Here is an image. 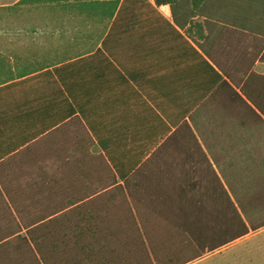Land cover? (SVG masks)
Masks as SVG:
<instances>
[{
	"label": "crops",
	"instance_id": "0c3cea01",
	"mask_svg": "<svg viewBox=\"0 0 264 264\" xmlns=\"http://www.w3.org/2000/svg\"><path fill=\"white\" fill-rule=\"evenodd\" d=\"M63 58L79 64L57 73ZM227 141L264 153V0H0V235L11 234L9 251L34 200L45 219L77 217L51 210L98 197L103 216L150 219L154 234L174 232L159 223L172 218L183 219L186 238L196 218L212 234L217 207L207 203L217 194L206 190L223 181L211 155L227 153ZM250 239L248 262L264 264V225L184 264Z\"/></svg>",
	"mask_w": 264,
	"mask_h": 264
},
{
	"label": "trees",
	"instance_id": "16d2710c",
	"mask_svg": "<svg viewBox=\"0 0 264 264\" xmlns=\"http://www.w3.org/2000/svg\"><path fill=\"white\" fill-rule=\"evenodd\" d=\"M154 1L157 4L172 2V0ZM60 61L63 62L59 67H56L57 73L60 68L69 69L70 66L79 64V61H71L69 58H63ZM30 92H32L31 99L27 102L36 103L38 91ZM29 108L33 109L27 111L28 115L37 114V105L29 104L26 109ZM212 188L215 189L217 196L221 195V201L225 200L229 205L232 215L236 216V220L240 224V229L233 230L232 228L231 238L220 242L221 244L245 234L249 229L253 230L264 225V221L251 223L250 215L254 212V206L250 204V201L243 202L236 199L235 202L231 196L232 192L227 191L223 184L219 185L218 189L217 186ZM260 200L264 209V192L263 198H258L255 202ZM121 206L131 210L130 202H124ZM66 208L74 212L77 217L60 216L45 219V217L39 216L38 201H27L26 217H20L15 223L16 233L12 240L17 243L16 249L9 251L6 248L7 240L2 241L11 234L0 235V241H2L0 243V264H150V254H152L155 264H159L174 256L173 249L179 251L188 247L190 250L195 248L196 250L193 251L198 255L205 245L212 243L211 240L214 239L215 234L227 231L222 228V221L218 219L217 213L212 218L216 220L217 227L208 236H205L201 231L200 220L202 219L196 218L191 219L190 225L187 227L189 231L187 238L181 227L176 228L172 233L155 237L154 233L150 232L146 226L150 223V219L132 216L126 218L103 216V203L98 197L87 202L63 203L61 208H54L51 211L54 213ZM220 209L221 205L217 206L216 210L220 211ZM109 223L111 225L107 227ZM206 226L209 227L207 223ZM23 228H25L24 234L17 233ZM218 228L221 229L218 230ZM185 238L187 239L186 244L184 243ZM207 241L211 242L207 244ZM200 245L204 247L200 248ZM11 252L12 256L9 255ZM186 261L187 259L184 262Z\"/></svg>",
	"mask_w": 264,
	"mask_h": 264
},
{
	"label": "rangeland",
	"instance_id": "374dc122",
	"mask_svg": "<svg viewBox=\"0 0 264 264\" xmlns=\"http://www.w3.org/2000/svg\"><path fill=\"white\" fill-rule=\"evenodd\" d=\"M215 141V140H214ZM229 141V140H228ZM224 147L227 150V153H217L212 154L211 157L214 160L217 158L219 163H221V169L219 170L220 174L222 175V181L224 187L227 191L232 192L231 196L232 199L235 200L239 199L243 202L250 201V204L254 206V212L250 215L251 223H258L264 221V209L262 207L261 200L258 198H263V188H264V153L263 148L259 147H249L246 146H230L229 142ZM240 142H245V139H240ZM254 149L255 152H251ZM232 151V152H230ZM210 171H207L209 175ZM207 183L209 182L206 181ZM212 187H216L213 185ZM210 186H207V197L209 195L215 194V189ZM219 188L217 182V189ZM210 198V197H209ZM218 201L208 202V208L211 205H216V207H220V211L216 210L217 215H219V220L222 221V228L227 230L225 232H220L218 235H214V239L211 240V244H218L222 243L231 238L233 235L234 229H240V224L236 220V216L232 215L230 211L229 205L225 202V200L221 201V199L217 196ZM255 202V203H253ZM207 203V204H208ZM244 204V203H243ZM211 211V210H208ZM163 220H168L169 222L181 227L182 220L181 218H172V219H160L161 223ZM221 228H218V230ZM230 229V230H229ZM155 237H161L162 234H153ZM181 235V234H180ZM179 235V236H180ZM173 238V237H172ZM177 238V237H176ZM174 241V239H173ZM210 241V242H211ZM253 240H246L240 241L233 245H229L226 248H223L220 252L209 256L202 260L200 264H230L231 258L239 254V264H250L248 262L249 255L247 253V247ZM210 242L207 241V244ZM220 243V244H221ZM205 244V242H204ZM206 246V245H205ZM203 245H200V248H203ZM179 249H181L179 247ZM193 250L186 249L185 250H175L173 249L174 256L167 258L163 262L159 264H183L184 261L188 258V256L195 254ZM259 253L264 252L263 250H259ZM233 257V258H234ZM150 264H155L152 254H150Z\"/></svg>",
	"mask_w": 264,
	"mask_h": 264
}]
</instances>
